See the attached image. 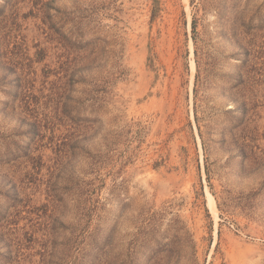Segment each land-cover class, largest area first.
<instances>
[{"label":"rangeland","instance_id":"rangeland-1","mask_svg":"<svg viewBox=\"0 0 264 264\" xmlns=\"http://www.w3.org/2000/svg\"><path fill=\"white\" fill-rule=\"evenodd\" d=\"M0 264H264V0H0Z\"/></svg>","mask_w":264,"mask_h":264},{"label":"bare ground","instance_id":"bare-ground-1","mask_svg":"<svg viewBox=\"0 0 264 264\" xmlns=\"http://www.w3.org/2000/svg\"><path fill=\"white\" fill-rule=\"evenodd\" d=\"M210 205H211V208L213 209V211H215V206H214L213 202H211Z\"/></svg>","mask_w":264,"mask_h":264}]
</instances>
